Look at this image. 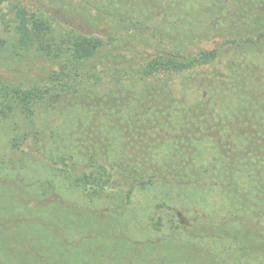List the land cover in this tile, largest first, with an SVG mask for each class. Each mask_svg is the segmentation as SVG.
Instances as JSON below:
<instances>
[{
  "label": "trees",
  "instance_id": "16d2710c",
  "mask_svg": "<svg viewBox=\"0 0 264 264\" xmlns=\"http://www.w3.org/2000/svg\"><path fill=\"white\" fill-rule=\"evenodd\" d=\"M0 25V264H264V0H0Z\"/></svg>",
  "mask_w": 264,
  "mask_h": 264
},
{
  "label": "rangeland",
  "instance_id": "374dc122",
  "mask_svg": "<svg viewBox=\"0 0 264 264\" xmlns=\"http://www.w3.org/2000/svg\"><path fill=\"white\" fill-rule=\"evenodd\" d=\"M1 29H2V26L0 25V37H4L8 40V43L5 45H7L8 48L10 47V49H6V50L11 52L12 51L11 42H13L12 40H13L14 34L9 31L3 32ZM32 59H33L32 60V70L30 71L32 76H36L39 74L45 77L48 74H51L53 71L56 72L58 70L57 65L49 63L46 60L35 59V58H32ZM9 146H10V141H9L8 133L6 132L4 127L0 124V156L9 153L10 151ZM141 200L144 201L142 197H141ZM209 263L214 264V261L212 260V262H209Z\"/></svg>",
  "mask_w": 264,
  "mask_h": 264
}]
</instances>
